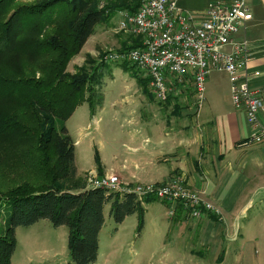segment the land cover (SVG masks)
Wrapping results in <instances>:
<instances>
[{
	"label": "trees",
	"instance_id": "16d2710c",
	"mask_svg": "<svg viewBox=\"0 0 264 264\" xmlns=\"http://www.w3.org/2000/svg\"><path fill=\"white\" fill-rule=\"evenodd\" d=\"M138 7L139 0H108L103 6L97 0H0V143L15 146L28 158L20 181L0 179V206L3 200L12 206L10 224L0 234V264H12L16 227L41 218L67 225L71 263L89 264L98 257L107 202L117 222L138 212L141 226L144 204L158 198L91 186L85 177L70 185L62 181L75 156L64 120L85 100L92 113L103 105L100 85L107 65L104 55L97 60L90 53L75 72L68 63L103 18L119 9L135 13ZM136 40L120 50L137 46L138 36ZM128 60L119 63L138 77L135 64ZM31 63L32 72L27 68ZM142 82L149 92V78ZM28 137L32 141L23 143ZM95 159L102 174L98 149Z\"/></svg>",
	"mask_w": 264,
	"mask_h": 264
},
{
	"label": "crops",
	"instance_id": "0c3cea01",
	"mask_svg": "<svg viewBox=\"0 0 264 264\" xmlns=\"http://www.w3.org/2000/svg\"><path fill=\"white\" fill-rule=\"evenodd\" d=\"M210 1L178 0L199 17ZM248 2L253 16L236 38L249 40V65L261 70L253 83L264 94V0ZM127 14L128 9H119L100 21L82 49L91 41L96 47L136 43L137 36L121 28ZM113 35L119 38H111ZM193 87V79H189L167 106H147L143 111L124 105L118 108L114 114L120 118V129L127 133L128 141L123 142L122 155L112 154V161L100 151L103 172L116 173L123 182L133 183L161 181L183 173L188 184L219 209L205 210L195 218L181 202L159 198L170 206L167 211L172 221L165 223L168 228L161 248V255L170 259L144 264H170L173 258L175 264H207L205 258H217L219 264H264V142H243L250 125L244 109L233 103L225 71L210 73L199 113ZM261 118L264 121V107ZM89 169L98 172L95 164L80 167L77 173ZM101 244L100 238L98 257L89 264H107L115 253V249L102 251Z\"/></svg>",
	"mask_w": 264,
	"mask_h": 264
},
{
	"label": "built area",
	"instance_id": "2783aa9c",
	"mask_svg": "<svg viewBox=\"0 0 264 264\" xmlns=\"http://www.w3.org/2000/svg\"><path fill=\"white\" fill-rule=\"evenodd\" d=\"M252 16L248 0H211L200 17L178 0H139L137 11L127 14L121 25L140 37L139 44L112 51L109 56L129 59L144 70L152 93L162 102H167L172 94L181 93L189 79H193L197 113L204 102L210 73L225 71L233 103L244 109L250 125L243 142H264L261 118L264 94L253 83L261 70L249 65V40L236 38ZM88 185L131 191L139 197L155 195L165 201H179L195 218L201 217L205 210L219 212L210 200L188 184L183 173L161 181L133 183L123 182L113 172L100 174L90 170Z\"/></svg>",
	"mask_w": 264,
	"mask_h": 264
},
{
	"label": "rangeland",
	"instance_id": "374dc122",
	"mask_svg": "<svg viewBox=\"0 0 264 264\" xmlns=\"http://www.w3.org/2000/svg\"><path fill=\"white\" fill-rule=\"evenodd\" d=\"M22 1L33 0H14V2ZM107 2L108 0H97L99 6L105 5ZM100 23L95 25V29L99 27ZM111 38L118 39L119 37L113 35ZM118 43L96 47V44L91 41L68 63V69L75 72L86 61V57L90 53L97 60H100V57L104 55L103 58L107 65L103 68L104 76L100 85V89L105 94L103 105L95 113H92L89 102L85 100L64 120L75 145L71 170L67 176L62 177V181L66 185L72 184L79 177H85L88 181L90 170L93 169L80 174L77 173V169L97 165L95 159L97 149L99 153L101 151L105 155L108 161L115 159L112 157L113 153L122 155V149L125 147L123 145H126L123 142L124 140L128 141V135L121 131L120 118L114 114L118 108L124 105V107H131L133 111L134 109L143 111L147 106H167L170 99L172 102L176 99V95L172 94L167 102L159 101L152 93L149 82L147 85L149 92L143 87L142 79H148L144 70L137 65L134 66L138 70V77L142 78L140 81L137 76L119 63L123 59L110 57L109 53L123 47H120ZM128 62L132 64L130 60ZM91 63L88 65L90 66ZM27 68L32 72L33 64H28ZM32 121L34 122L33 119ZM31 141L32 138L28 137L24 138L23 143L27 144ZM27 159L15 146L0 143V179L4 182L20 181L26 170L25 161ZM153 201L150 204H144H147L148 209L145 210L141 226L138 212L129 213L123 221L117 222L110 212L111 203H106L105 221L99 235L102 243L101 250L115 249V253L110 254V261L107 264H144L150 263L151 260L163 263L170 259L161 255L164 235L168 228L165 227V223L172 221L169 211H167L170 210V206H166L165 202L159 198H155ZM11 211V203L8 200H3L0 206V234H3L10 224ZM16 236L17 246L12 255V264H74L70 260L68 227L65 224L56 226L49 218H41L30 225H18ZM176 261L177 259L173 258L170 264H175ZM203 261L207 264H219L217 258H205Z\"/></svg>",
	"mask_w": 264,
	"mask_h": 264
}]
</instances>
